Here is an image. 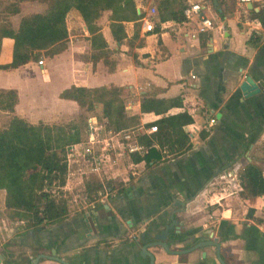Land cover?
<instances>
[{"label": "crops", "instance_id": "1", "mask_svg": "<svg viewBox=\"0 0 264 264\" xmlns=\"http://www.w3.org/2000/svg\"><path fill=\"white\" fill-rule=\"evenodd\" d=\"M177 1L201 3L202 12L214 19L213 27L192 37L194 20L168 19L146 31L139 17L138 25L125 21L126 35L116 40L106 10L100 17L104 21L98 19L107 42L101 52L91 46V33L71 9L62 48L53 54L42 49L39 58L0 68V88H15L18 94L14 110L2 111L31 123L72 119L80 106L59 96L72 84L119 87L126 113L137 117L134 127L142 126V144L140 137L152 133L146 130L149 122L162 115L141 111L143 96H180L181 104L165 114L186 110L193 117L183 126L190 147L166 149L158 158L133 160L132 153L112 154L95 172L81 155L68 154L63 189L70 194L69 209L57 222L34 226L11 219L5 213V189L0 188L2 264H31L36 254L53 250L70 264H148L141 246L169 224L170 249L190 247L212 233L226 264H264V196H253L250 185L237 186V174L248 162L264 174V0ZM150 5L157 11L154 0H137V13ZM12 47L13 39L2 37L0 63L11 60ZM32 69L41 73L43 87L21 86ZM245 74L263 90L243 95L239 83ZM212 116L215 122L209 126ZM249 207L254 208L252 216L246 214ZM147 249L154 264H221L214 245L183 253L159 245ZM37 264L62 263L41 257Z\"/></svg>", "mask_w": 264, "mask_h": 264}, {"label": "trees", "instance_id": "2", "mask_svg": "<svg viewBox=\"0 0 264 264\" xmlns=\"http://www.w3.org/2000/svg\"><path fill=\"white\" fill-rule=\"evenodd\" d=\"M20 1L9 0L0 9V44L4 36L13 39L12 58L0 63V68L16 67L39 58L42 49L53 54L62 48L68 36L66 16L71 9L77 10L91 33V46L101 52L107 46L98 23L104 11H109V26L116 40H122L126 35L125 21L134 20L138 25L135 20L142 14V11L137 13V0H37L45 7L21 15L15 27L9 17L20 12ZM154 1L159 20L182 21L185 18L182 2ZM251 37L252 34L247 40L250 41ZM59 96L75 100L85 111H92L99 105L101 111L94 115L99 120L105 119L107 126L131 128L137 123L136 115L126 113L117 86L72 84L60 91ZM17 100L15 88H0V109L12 112ZM181 102L180 96L141 98V111L162 115L149 122L157 129L140 137L147 151L141 155L133 154V160H151L160 157L166 149L177 152L190 147L183 126L192 122V115L186 110L165 114L168 108ZM7 120L0 125V188L5 189L6 215L11 219H25L34 226L63 219L68 213L70 198L69 192L63 189L68 169V146L79 140L81 122L69 119L59 123H31L16 114H11ZM154 142L158 143L157 147ZM237 179V186L250 185L253 196H264V174L258 165L248 162L238 172ZM253 209H247V216L253 215Z\"/></svg>", "mask_w": 264, "mask_h": 264}, {"label": "built area", "instance_id": "3", "mask_svg": "<svg viewBox=\"0 0 264 264\" xmlns=\"http://www.w3.org/2000/svg\"><path fill=\"white\" fill-rule=\"evenodd\" d=\"M250 0H239L245 3ZM203 5L199 2H190L183 8L185 16L184 21L194 20L190 36H198V33L213 27L212 19L202 12ZM156 8L150 5L140 16L142 26L146 31H153L156 25H162V21L157 18ZM39 64L43 63V59H38ZM192 76H194L192 74ZM215 122L212 116L209 118V126ZM157 127L155 124L149 125L146 130L154 131ZM142 130V126L131 128H112L104 122L98 120L92 115H88L81 123L80 138L76 142L69 144L68 154L81 155L88 163L91 170L97 172L104 163L111 160L112 154H143L147 151V146L140 143L138 137ZM118 150V152H117ZM104 197L98 198L103 202Z\"/></svg>", "mask_w": 264, "mask_h": 264}, {"label": "water", "instance_id": "4", "mask_svg": "<svg viewBox=\"0 0 264 264\" xmlns=\"http://www.w3.org/2000/svg\"><path fill=\"white\" fill-rule=\"evenodd\" d=\"M214 2L216 3V0H214ZM239 89L241 90L242 94L245 96H248V95H251V94H254V93H257V92L263 90L262 86L258 82H256L250 74L244 75L243 79L239 83ZM170 227H172L170 224L167 226L165 225L164 229L159 232V234L156 236L155 240H153L152 242L145 243L141 246L140 253L142 256H148V258H149L148 264H154L153 254L147 249V247H149V245H159L163 249H165L166 251L173 252V253H183V252H187V251L192 250V249L199 247V246L214 245L215 246V253H216L218 260L220 261L221 264H226L225 261L223 260V258L221 257V254H220V242L216 236L212 235V233L210 235L211 238H209L207 240H201V241L191 245L190 247H187L184 249H170L169 245L167 243V234H168ZM3 257H4V254H3V252L0 251V264H2ZM41 257H47V258L55 259L62 264H70L66 259L57 256L55 254V250H53V252L51 254H47V253L36 254L33 257V259L31 260V264H37Z\"/></svg>", "mask_w": 264, "mask_h": 264}, {"label": "rangeland", "instance_id": "5", "mask_svg": "<svg viewBox=\"0 0 264 264\" xmlns=\"http://www.w3.org/2000/svg\"><path fill=\"white\" fill-rule=\"evenodd\" d=\"M8 1L9 0H0V9L4 7V5H6ZM19 3L20 4L22 3L23 6L20 8L21 10L19 13L12 15V17L11 16L9 17L12 21H15L16 19H18L20 15L23 14V12H27L30 10H40L43 7H45V4L43 2H39L37 0H22ZM100 19H101L100 21H104L103 18H100ZM211 19L214 24L215 23L214 19L213 18ZM261 21L262 23H264V18H262ZM20 84L24 88H30V89L35 88L36 89L38 87L39 88L43 87L44 79L39 71H35L34 69H32V70H28V76H25L24 78H22V81L20 82ZM100 111H101V108L99 105L96 106L92 111H85L83 108H81L79 112H77L76 114L74 113L70 117H72V120L82 123L86 116L90 114H99ZM8 118H9V114L6 112H3L2 109H0V125H4L8 121L7 120ZM261 164H264V163L261 162Z\"/></svg>", "mask_w": 264, "mask_h": 264}]
</instances>
